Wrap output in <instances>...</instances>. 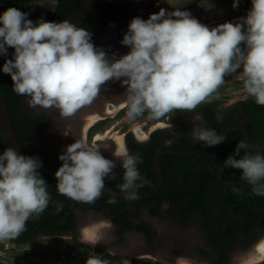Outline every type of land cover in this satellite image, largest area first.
Segmentation results:
<instances>
[{
    "label": "clouds",
    "instance_id": "clouds-1",
    "mask_svg": "<svg viewBox=\"0 0 264 264\" xmlns=\"http://www.w3.org/2000/svg\"><path fill=\"white\" fill-rule=\"evenodd\" d=\"M165 2L175 10L160 8L147 20L135 17L130 21L120 42L130 51L119 59L94 46L92 34L69 20L57 23L41 18L34 23L27 13L10 7L0 15V54L6 55L7 47L15 51L2 71L11 76L13 91L29 98L30 107L55 108L63 118L90 106L110 80L126 86L130 122L145 112L156 120L174 110L191 112L201 103H211L224 77L238 69L244 76V91L264 106V0H251V9L239 22L212 28L181 10L191 0ZM238 3L234 0L233 8ZM199 6L206 11L214 7L209 0H201ZM193 139L216 146L225 137L214 129L197 127ZM248 148V143L239 142L224 166L240 170L253 194L264 196V155L245 152L240 156L241 149ZM113 155L124 169L120 193L133 201L138 198L137 189L148 183L137 167L142 158L124 146ZM59 159L63 163L55 172L56 190L75 202L95 203L102 195L104 179L114 178L111 174L116 165L101 154L96 141L90 144L84 138L76 139ZM41 166L38 158L19 155L11 147L0 154V241L17 238L26 230L27 221L47 208L50 194L37 171ZM85 264L112 261L90 256ZM123 264L130 261L124 259Z\"/></svg>",
    "mask_w": 264,
    "mask_h": 264
},
{
    "label": "trees",
    "instance_id": "trees-1",
    "mask_svg": "<svg viewBox=\"0 0 264 264\" xmlns=\"http://www.w3.org/2000/svg\"><path fill=\"white\" fill-rule=\"evenodd\" d=\"M56 1L58 5L52 13L34 14L30 20L36 23L42 18L47 22H60L76 13L87 0ZM125 8V0H103L89 19L80 26L92 34L91 42L94 46L99 48L96 39L108 27L124 23ZM14 51L10 47L3 57L0 67V91L15 139L27 156L38 158L40 162L50 164L58 170L63 163L59 156L65 151L55 150L42 134L52 124V119L44 115H34L25 104V100L29 98L16 94L12 89L11 76L2 71L4 63L14 59ZM126 112L127 107H124L117 116H124ZM218 114L221 116L220 119ZM181 116H201L202 128L214 129L218 134L234 127L244 128L248 133L250 148L241 149L240 156L245 152L257 154L258 149L264 146V106L256 104L252 97L228 106H222L220 101L212 100L211 103H201L191 112L180 110L170 119L175 121ZM175 131L178 137L174 139V136L165 129L155 130L143 143L136 142L131 133L125 135L129 153L133 155L138 153L142 158V163L137 167L140 175L148 181L137 189V195L151 193L157 187L153 172V159L157 151L173 149L189 152L206 147L203 142H196L190 137L187 122H178ZM243 140L244 136L241 133L233 132L225 136L223 143L212 146L203 153L162 156L159 166L163 181L159 192L155 196L133 201L112 198L102 192L100 198L93 204L75 202L57 192V182L50 190V177L38 172L46 182L50 194L49 204L42 214L33 215L27 221L26 230L17 238L0 241V248L7 243L33 244L40 235L52 237L69 235L74 232L75 212L93 210L110 219L120 240L125 232L137 231L144 236L146 245L152 250L158 244L156 234L147 223L139 219L140 214L146 211L152 216L178 223L181 227L199 221L202 230L207 233L209 242L208 251L205 249L200 251L212 264H226L232 251L231 241L235 243V235L238 232L250 234L254 227L264 225V196L254 195L252 186L246 181L238 186L228 187L220 184L216 178L225 160ZM3 141L0 127V154L7 149ZM240 156L236 158L239 159ZM123 173V167L116 168L111 174L114 178L106 177L104 184L112 191L120 193L118 186L124 182ZM241 176L240 170L225 167L221 177L226 181L235 182ZM234 189H239V192ZM112 199H115L116 203H109ZM164 204L167 205L165 211L162 210ZM229 212L230 218H226ZM224 222L226 231L221 229ZM73 243L85 247L75 241ZM212 255L217 256V259L213 260Z\"/></svg>",
    "mask_w": 264,
    "mask_h": 264
},
{
    "label": "rangeland",
    "instance_id": "rangeland-1",
    "mask_svg": "<svg viewBox=\"0 0 264 264\" xmlns=\"http://www.w3.org/2000/svg\"><path fill=\"white\" fill-rule=\"evenodd\" d=\"M146 2L147 0H128L129 4L136 6ZM49 5H51L50 1ZM116 33L115 30L103 32L97 41L102 47L111 46L112 42L109 41V37L111 34L116 35ZM122 34L125 33L122 32ZM120 57L121 56H119V58ZM224 80V83L213 93V96L216 98L212 100L220 101L222 106H228L234 104L238 100L250 97L243 89L244 76L242 75V69H238L234 74L225 76ZM111 82L112 83L109 82V87L107 84L101 86V91L105 89L106 86L108 88L106 93L102 92L104 93L103 97H97L90 106L82 108L71 118L61 117L59 111L55 108H32L28 105L27 100H25V104L34 115H44L52 119V124L48 129L44 130L42 134L47 138L49 144L54 147L55 150L66 151L68 145L74 143L76 139L83 138L82 128L85 123V118L87 117L86 115H89L93 111H101L99 110L101 105L108 104V99L116 100L118 97L114 95L117 94L116 92H123L122 90L126 91V86L122 85L121 81ZM223 85H226V87H222ZM100 95L101 94H98V96ZM121 96V99L126 97L125 94H121ZM118 99L119 97L117 100ZM92 106H95V108L91 109ZM118 111L90 127L88 129L89 133L87 138V132L84 137L90 144L96 141L100 145L101 154L106 159L113 160L116 165L113 172L116 168L122 167V162L113 155L115 149H117L115 143L110 137L111 135L103 140L97 139L98 136L105 134L107 129L111 130L112 133L122 135L125 147L127 148V142L125 140V135L127 133H131L136 142L143 143L148 139L150 132L155 130L165 129L174 136V139L177 138L178 134L175 128L176 124L180 121L188 123V131L192 139L193 129L197 127L202 128L201 117L196 119V117L181 116L177 120L171 121L170 118L176 115L180 110H174L169 116H165L159 120L150 119L149 114L145 112L143 116L138 117L134 122L128 121L126 115L117 116ZM217 116L218 119L221 118L219 114ZM157 122H162L164 127L153 128ZM136 127L142 129L146 134V138L143 141H140L135 136L134 130ZM66 130L70 131L68 135L64 134ZM105 144L108 145V148L104 147ZM166 209L167 205L164 204L162 210L165 211ZM75 216V230L74 233L70 235L60 237L40 235L33 244H5L3 248H0V264H85L87 258L90 256L109 259L112 261V264H123V261H121L122 259L131 260L130 264H190L187 262L185 255L192 254L194 248L200 247L197 239H191L189 236L191 231V229H189L187 231L189 239L185 241L183 237V244L177 245L175 247L176 250H173V244H175L179 236L183 234L176 232V228L171 221L151 216L145 211L140 214L139 219L147 223L154 230L158 240V244L153 248L154 250L152 249V252L147 251V246L141 234L128 232L122 237V240H120L116 235L115 226L107 217L104 218L102 215L95 214L91 210L84 212L76 211ZM86 230L90 231L89 236L88 234L86 236ZM261 239H264V228L259 231L257 240L243 250L235 252L228 264H264V261L253 262L250 259L256 255L254 248L256 243ZM73 241L85 247L81 246L80 248L74 245ZM175 251L181 255L177 261L174 258ZM195 258L197 259L196 256H193L194 261ZM192 264H212V262L203 260L192 262Z\"/></svg>",
    "mask_w": 264,
    "mask_h": 264
},
{
    "label": "flooded vegetation",
    "instance_id": "flooded-vegetation-1",
    "mask_svg": "<svg viewBox=\"0 0 264 264\" xmlns=\"http://www.w3.org/2000/svg\"><path fill=\"white\" fill-rule=\"evenodd\" d=\"M49 1L51 2V5H49ZM200 2H201V0H191L190 3L183 5L181 7V10H186V11L191 12L193 17H195L202 24L207 25L209 28L215 27V26L222 24V23H225V22H232V23L239 22V18L245 17L247 15L248 11L252 7L251 0H239L238 6L236 8H233L234 0H209V2L214 5V7L211 10L206 11L203 7L199 6ZM125 3H126V8H125L126 9V15H125L124 23H122V24L117 23L114 26L108 27L105 31H103V32H106L109 30H115L117 32L116 35L111 34L109 37V41L112 42V45L102 47L98 43L97 40L103 32L101 34H99L97 39H96L97 44L99 45V48L103 49L108 54V56L110 58H114V59H118L119 56L125 55L130 51L129 47L122 45L120 42L124 36V34H122V32H124V33L127 32L128 25L133 18L139 17L141 19L147 20L151 14L158 13L160 8H165L169 12L175 10L172 6H170L168 3H166L165 0H159V1L147 0L146 3H143V4L138 5V6L129 4L128 0H125ZM57 5H58V3L56 0H0V15H2L6 9H8L10 7H14V8L19 9L21 12L27 13L28 14L27 18L30 19L32 17V15H34V14H39V15L44 14L45 15V14H48L49 12L52 13L54 11V9L57 7ZM111 81L120 82L119 80H110V81L106 82L105 84H107V86L109 87V84L112 83ZM107 86L102 91L100 90L99 94H101V95L98 97H100V98L103 97L104 93H102V92L106 93V90L108 89ZM222 87H226V85H223ZM122 91L126 92L124 90H122ZM123 92L118 91V92H116L117 94H114V95L118 96L119 99H121L122 98L121 94H125V96H126V93H123ZM117 98H116V100H117ZM124 98H126V97H124ZM116 100L108 99V102H114ZM242 100H244V99H242ZM238 101H241V100H238ZM104 106L105 105L102 104L101 108L99 110H101ZM94 108H95V106L91 107V109H94ZM119 111H118V113H119ZM199 117H201V116H199ZM201 119H202V117H201ZM88 133H89V131L87 130L86 138H87ZM150 133H152V132H150ZM91 211H93V210H91ZM94 213L100 214L105 218V216L102 213H97V212H94ZM230 214H231V212L227 213V215H229V216H227L226 218H230ZM173 224L176 228V232H178L179 234L180 233L183 234L182 236H179L177 242L175 244H173V250H176L175 247L177 245L183 244V241H184L183 237L185 238V241H187L189 239L187 236V231L189 229H191L189 236L191 237V239L192 238L197 239V242L199 243L200 247L194 248L192 254L185 255L187 262L192 264V262L194 263L195 261H203V260L204 261L205 260L211 261L205 255H203V253L200 251V250H204V249L208 251L209 242H208V238L206 237L207 233L202 230V226H201V223L199 221H197L196 223H189L186 227H181L178 223H175V222ZM231 225H232V223H231ZM75 226H76V222H75ZM262 228H264V225L254 227L252 229V233L247 234V235H244L243 233L238 232L237 235H235V239H234L235 243H234V241H231L232 251L229 253V259H228L226 264H228L230 258L232 257V255L235 252H237L239 250H243L245 247L253 244L257 240V235L259 234V231H261ZM221 229H222V231H226V223L225 222L222 223ZM74 230H75V227H74ZM128 232H135V233L141 234L137 231L132 230V231L125 232L124 235ZM72 233H74V232H72ZM72 233H70V234H72ZM143 239H144V243L146 245V241H145L144 236H143ZM77 246L80 247V245H77ZM153 250H150L147 246L148 252H152ZM179 256H181V255L175 251L174 258L176 259V261L179 258ZM193 256L197 257V259L195 258V261L193 259ZM212 259L216 260L217 256L212 255ZM123 260L124 259H122L121 261H123ZM129 261H131V260H129ZM132 261H134V260H132Z\"/></svg>",
    "mask_w": 264,
    "mask_h": 264
},
{
    "label": "water",
    "instance_id": "water-1",
    "mask_svg": "<svg viewBox=\"0 0 264 264\" xmlns=\"http://www.w3.org/2000/svg\"><path fill=\"white\" fill-rule=\"evenodd\" d=\"M102 1L103 0H87L86 3L76 13H74L73 15H71L70 17H68L64 20H69L70 22L76 24L77 27H80L95 12V10L98 8V6L101 4ZM64 20H62V21H64ZM62 21H60V22H62ZM57 23H59V22H57ZM9 48L10 47H7V50ZM3 57H4V54H0V67H1ZM118 100H121V99H118ZM118 100H116V101H118ZM116 101H114V102H116ZM125 106H126V104L121 109H123ZM0 127H1V130L3 133V137H4V141H3L4 145L7 148L11 147L19 155L29 157L25 153L22 152V150L19 148V146L17 144V141L15 139V135H14V132H13V129L11 126V121H10L6 106H5L4 101H3L1 91H0ZM233 132L241 133L244 136L243 142L248 143V133L245 131L244 128H241V127H234V128L224 130L219 135H223L225 137L229 133H233ZM211 147L212 146H206V147H203L201 149L189 151V152L173 150V149H165V150L157 151L155 156H154V159H153V168H154L153 172H154V176H156L157 187L151 193L137 195L138 196L137 199L149 198V197L155 196L159 192V190L162 186V181H163V178H162L161 173H160L161 169L159 166V161H160L162 156H164V155H176V156L196 155V154H200V153L207 151ZM234 153H235V150L230 155H234ZM257 154L264 155V146H261L258 149ZM41 164H42V166L40 168H38L37 171L41 174H45V175L50 177V179H51L50 190H51L53 185L56 182H58L56 177H55V172L57 170L54 169L50 164H46V163H42V162H41ZM224 169H225V166L223 164L221 166V168L219 169L218 174H216V178L220 184L229 187V186H238L239 184H243L245 182L241 177L239 178L238 181H235V182H229V181L222 179L221 176L224 172ZM103 193L108 195L109 197H112V198L124 199L123 194L112 191L105 184H104Z\"/></svg>",
    "mask_w": 264,
    "mask_h": 264
},
{
    "label": "bare ground",
    "instance_id": "bare-ground-1",
    "mask_svg": "<svg viewBox=\"0 0 264 264\" xmlns=\"http://www.w3.org/2000/svg\"><path fill=\"white\" fill-rule=\"evenodd\" d=\"M125 99L118 100L116 102H109L108 104H105V106L101 109V111H93L89 115H86L87 117L85 118V123L82 128V137H85V134L87 130L92 127L94 124L98 123L100 120H103L118 110H120L124 105H125ZM164 127V124L162 122H157L153 128H160ZM152 129V128H151ZM134 130V129H133ZM154 130V129H153ZM135 136L140 140L143 141L146 138V134L143 132L142 129L139 127H136L134 130ZM111 135V136H110ZM111 137L113 139V142L115 143L116 148L118 149L120 146H124V138L122 135H119L118 133H112L111 130L107 129L105 134L98 136L97 139L103 140L106 137ZM90 231L86 230V236H88ZM92 236V235H91ZM264 244V239H261L258 243H256L254 252L255 256L251 257V261L253 262H262L264 261V250L260 249V245Z\"/></svg>",
    "mask_w": 264,
    "mask_h": 264
},
{
    "label": "snow or ice",
    "instance_id": "snow-or-ice-1",
    "mask_svg": "<svg viewBox=\"0 0 264 264\" xmlns=\"http://www.w3.org/2000/svg\"><path fill=\"white\" fill-rule=\"evenodd\" d=\"M260 249L264 250V244L260 245Z\"/></svg>",
    "mask_w": 264,
    "mask_h": 264
}]
</instances>
